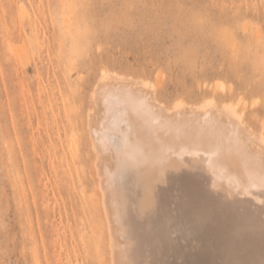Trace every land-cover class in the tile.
I'll list each match as a JSON object with an SVG mask.
<instances>
[{
  "label": "rangeland",
  "instance_id": "obj_1",
  "mask_svg": "<svg viewBox=\"0 0 264 264\" xmlns=\"http://www.w3.org/2000/svg\"><path fill=\"white\" fill-rule=\"evenodd\" d=\"M102 66L168 108L230 98L264 135V0H0V264H113L88 129Z\"/></svg>",
  "mask_w": 264,
  "mask_h": 264
},
{
  "label": "bare ground",
  "instance_id": "obj_2",
  "mask_svg": "<svg viewBox=\"0 0 264 264\" xmlns=\"http://www.w3.org/2000/svg\"><path fill=\"white\" fill-rule=\"evenodd\" d=\"M98 73L88 129L113 264H264V135L243 110L214 94L168 108L148 79Z\"/></svg>",
  "mask_w": 264,
  "mask_h": 264
}]
</instances>
